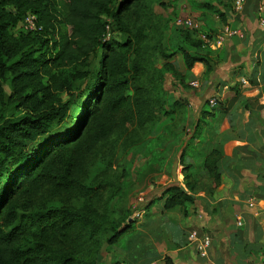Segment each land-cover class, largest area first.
I'll return each mask as SVG.
<instances>
[{"label": "trees", "instance_id": "1", "mask_svg": "<svg viewBox=\"0 0 264 264\" xmlns=\"http://www.w3.org/2000/svg\"><path fill=\"white\" fill-rule=\"evenodd\" d=\"M233 1H217V15L220 5L232 10ZM143 3L0 0V264H100L103 245L114 246L134 227L130 212L124 225L110 208L124 178L111 173V137L155 124L164 72L179 76L163 29L149 16L133 23ZM30 14L41 30H16ZM180 35L188 46L175 50L187 72L203 63L209 75L214 51L194 31ZM10 107L19 115H6ZM220 158L218 148L203 158L212 190L220 184ZM188 167L186 192L167 187L165 210L193 201Z\"/></svg>", "mask_w": 264, "mask_h": 264}, {"label": "crops", "instance_id": "2", "mask_svg": "<svg viewBox=\"0 0 264 264\" xmlns=\"http://www.w3.org/2000/svg\"><path fill=\"white\" fill-rule=\"evenodd\" d=\"M257 5L258 0H245L240 12L220 5L213 29L229 26L241 36L210 48L214 62L209 75L201 64L191 70L197 73L192 80L204 87L195 102L217 98L215 106L209 105L216 111L207 117L197 143L185 148L192 132H183L186 136L176 147V158L186 149V161L195 170L193 201L165 210L161 198L166 188L150 190L129 243L117 247L119 240L100 264H264V30L258 25ZM212 148L221 153L220 184L214 190L202 167ZM179 161L178 181L184 179ZM160 179L166 181L164 173ZM193 231L211 239L205 258L189 239Z\"/></svg>", "mask_w": 264, "mask_h": 264}, {"label": "rangeland", "instance_id": "3", "mask_svg": "<svg viewBox=\"0 0 264 264\" xmlns=\"http://www.w3.org/2000/svg\"><path fill=\"white\" fill-rule=\"evenodd\" d=\"M143 4L146 6V9L143 10L140 7L137 10L139 18L134 14L132 15L134 19L133 23L139 20L143 21L146 19L145 17L149 16L153 25H159L163 29L164 46L168 53H173L170 61L179 78L171 72H164V80L159 93L163 102V113L155 124H147L141 128H137L136 125L129 126L128 131L122 137L115 136L117 132L111 137V142L115 149L111 173L122 174L124 178L122 180L121 191L113 198L110 208L114 211L118 220L126 218L123 223L124 225H128L127 216L129 212L131 215V206L134 205L137 198L143 197L145 206V196L150 190L157 193L159 190L162 191L170 185L175 184L170 172L173 162L181 159V157L179 160L176 158V147L180 143L181 137L192 132L191 137H186L185 142H188V144H186L187 147L185 148L189 149V145L196 144V140H199V137H201L203 126H208L209 118L207 117L213 116V113L216 111L215 108L209 107L208 96L204 100L195 102V100L197 101L195 98H200L202 95L204 87L200 86L199 82L197 88L189 84L195 81L192 79L195 78L197 73L191 71L192 69L190 72H187L180 54L175 50L178 45L186 46L187 44L184 43L185 41L180 35L181 31L186 29L174 25V20L179 16H188L197 21L203 30L210 27L213 28L215 26L214 19L218 16L216 13L218 9L217 1L144 0ZM64 10V6H60V12ZM18 31L23 32L19 27ZM117 37V39L122 38V36L118 35ZM196 52L202 55L205 53L201 50ZM99 56L98 53L97 56L91 58V69L97 68ZM163 63L164 61L158 58L156 67L160 68ZM196 64H201L205 67L203 63ZM181 78L183 83L180 84L179 79ZM5 89L8 92L7 84H5ZM6 115H19V111L10 107ZM185 150L183 152L185 155H183L181 162V171L183 173V168L190 166L186 170V173L190 176L189 179L192 182L195 170L186 161L187 152ZM207 153L205 152L204 156ZM162 173L165 174L166 181H161L160 175ZM178 184L184 186V179L179 180ZM103 196L106 198L108 192H104ZM134 229L135 227H131L128 230L122 239H120L117 247H123L129 243V237L134 232ZM112 247L103 245L101 256L104 257V261H106L107 254L112 255L111 250L113 252L116 248L111 249Z\"/></svg>", "mask_w": 264, "mask_h": 264}, {"label": "built area", "instance_id": "4", "mask_svg": "<svg viewBox=\"0 0 264 264\" xmlns=\"http://www.w3.org/2000/svg\"><path fill=\"white\" fill-rule=\"evenodd\" d=\"M221 1V0H216ZM245 0H234L232 2V10L234 12H240ZM257 12H258V25L260 28L264 30V17L262 14L264 13V0H258L257 5ZM18 27L21 28L24 32H32V31H40L41 27L37 25V20L34 15H27L22 22L18 24ZM174 25L181 26L189 31H194L197 33L198 38L203 42L204 46H208L211 49H218L223 45V43L233 36H241L240 31L237 29H232L229 26H224L220 32H217L214 35H209L206 31H204L201 27V25L193 20L192 18L188 16H179L176 17L174 20ZM109 38V34L106 35L105 39ZM243 84L245 81H242ZM190 86L197 88L198 82L192 81L190 82ZM209 105L211 107L215 106L217 104V98L212 97L208 101ZM141 203V204H140ZM144 198L139 197L135 200V203L133 206H131V216L130 220H139L144 215ZM140 204V206H138ZM189 239L191 241L196 242V249L197 253L200 257L205 258L208 254V249L211 245V239L208 235H200L198 236L197 231H193L189 234ZM155 264V263H154Z\"/></svg>", "mask_w": 264, "mask_h": 264}, {"label": "water", "instance_id": "5", "mask_svg": "<svg viewBox=\"0 0 264 264\" xmlns=\"http://www.w3.org/2000/svg\"><path fill=\"white\" fill-rule=\"evenodd\" d=\"M177 167H178V161H175L173 162V165H172V168H171V176H172V180L175 184H178V178H177V173H176V170H177ZM179 188L182 189L183 191L186 192V189L183 185L181 184H178ZM128 222H131V220H129Z\"/></svg>", "mask_w": 264, "mask_h": 264}]
</instances>
